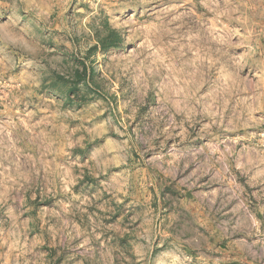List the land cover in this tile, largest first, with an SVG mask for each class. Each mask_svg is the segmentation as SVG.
<instances>
[{
	"label": "rangeland",
	"instance_id": "1",
	"mask_svg": "<svg viewBox=\"0 0 264 264\" xmlns=\"http://www.w3.org/2000/svg\"><path fill=\"white\" fill-rule=\"evenodd\" d=\"M0 264H264V0H0Z\"/></svg>",
	"mask_w": 264,
	"mask_h": 264
}]
</instances>
